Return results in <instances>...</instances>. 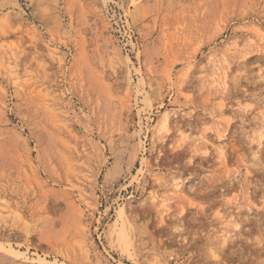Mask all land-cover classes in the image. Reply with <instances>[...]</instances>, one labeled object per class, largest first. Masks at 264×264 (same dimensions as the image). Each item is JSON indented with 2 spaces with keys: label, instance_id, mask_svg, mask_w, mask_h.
<instances>
[{
  "label": "rangeland",
  "instance_id": "obj_1",
  "mask_svg": "<svg viewBox=\"0 0 264 264\" xmlns=\"http://www.w3.org/2000/svg\"><path fill=\"white\" fill-rule=\"evenodd\" d=\"M0 264H264V0H0Z\"/></svg>",
  "mask_w": 264,
  "mask_h": 264
},
{
  "label": "built area",
  "instance_id": "obj_2",
  "mask_svg": "<svg viewBox=\"0 0 264 264\" xmlns=\"http://www.w3.org/2000/svg\"><path fill=\"white\" fill-rule=\"evenodd\" d=\"M115 24L117 26V31L119 32L120 37L122 40H126V45L129 47L134 46V48L137 46V38L132 34V30L130 29V26L128 25V18L124 16V18L121 16V23L118 21H115ZM131 42V44H130Z\"/></svg>",
  "mask_w": 264,
  "mask_h": 264
}]
</instances>
